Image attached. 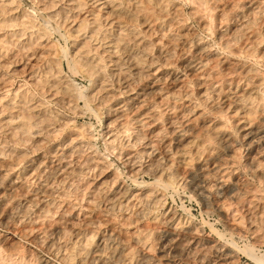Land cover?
I'll list each match as a JSON object with an SVG mask.
<instances>
[{
    "label": "rangeland",
    "instance_id": "obj_1",
    "mask_svg": "<svg viewBox=\"0 0 264 264\" xmlns=\"http://www.w3.org/2000/svg\"><path fill=\"white\" fill-rule=\"evenodd\" d=\"M110 1L111 0H98V1L97 0H87V1L86 0H3V1L0 0V107H1L0 112L1 113L3 112L2 114L0 113V119L2 118L0 120L1 121L0 122V152L2 151V154L0 153L1 154L0 157L2 158V160L0 158V166H1L0 167V181L2 180L0 182V211L2 210V208H1L2 200H4L8 204L7 208L14 211V214H15V212H16V214L19 212L18 213L19 216L22 214L26 215V216H24L25 218H23L21 220V218L19 216L17 218L16 217H8L7 215L3 214L2 211L0 212V218H1L0 219V238H2V239H0V252H2V254L0 253V262H2V264H11V263L12 264H26V263L27 264H38V263L39 264H78V258L80 256V253L82 252L80 250V247L82 246L81 249L84 246L89 247V245H90V247H92L97 242V239H98L97 236L100 234L99 232L107 233L108 228L106 229V227H102L100 229H92V230H96L97 232L96 231L91 232L89 230H86V231H83V233H81L80 237L75 236V229L77 227H80L81 223L83 224V222L86 219V216H88L87 218H89V217H93V215L98 216L100 214H106V213L111 214V213H113L112 210H110L109 208H106L105 205H102L103 204L101 202L102 197L101 196L99 197V195L96 192H97V187L104 188V190L105 189L106 190H108V189L113 190V186L116 185V180H117L118 184L122 183L120 185H127V186H129V187L131 186L133 188L136 187V185H137V187L145 188L149 184H151L153 186V188L163 192V195H164L163 201L165 202V207L167 208L166 210H168L169 212H172V213L176 212L175 214L177 216V219L180 222H182L181 225H184V226L190 225L193 227L196 224L195 226L199 227L197 229L198 231L195 230V233L200 238L198 240L200 245H201V243H205L209 239L213 240V241L220 242V243H225V245H228V246L231 245L230 247H232V244H234L235 246H233L232 248H235L234 252H236L235 254H237V255L229 264H257L249 256L248 252L246 251L247 248H245V247H248V249H249L251 247L253 248V246H254V248H253L254 250H259V251L264 250V225H263L264 224V220H263L264 215H263V212H261V210H262L261 207L260 208L254 207L253 203L250 202L248 197L242 196L243 200L240 202L238 201L240 203L239 204V203H237V201L234 202L235 200H233V201L230 199L224 200L222 198V195H220V192L216 193L215 190L210 188L208 190L210 193L206 194L207 195V197H206L207 201L204 202L203 200H201L200 198H198L197 196H195L193 194L192 190L190 189V187L188 185L185 184L184 180H183L184 183L183 182L181 183V181H180V182L176 183V186L174 185V186L168 187V188H161V187L157 188V186H155V183H154L155 178H154V175H153L151 170L155 167V165L157 163L156 162L157 158H159L160 155L157 154L158 156L154 157V154L152 155L150 148H146L145 146H146V143L149 141L148 140L149 139V133L148 132L150 130L156 129L157 127L158 128L161 127L162 130L159 132L158 136H156L155 142L151 143V145H153V147L157 148L156 143L162 144L163 139L170 140L172 138V135H171L168 127L166 126V123H165V117L167 114H169V110H167V108L166 109L164 107L162 109H161V107L157 108L155 110V114L157 116L155 115V117L153 119L154 122H153V120H150V122H148L149 120L146 119V125L143 128H141V127L136 128L135 124H132V122H125L124 120H120L117 122L113 121V119L110 115V109L113 108L112 106L114 104H118L117 103L118 101H119L120 105L126 103V101H127L126 98L128 99L130 97V94L133 93L134 91H139L141 86H143V84L146 83L149 80V78H148L147 73H145L146 71H144V69H143V71L140 70L141 73L139 71L140 76H142V74H143V76L141 78L139 77L138 74L132 78L133 79V81H132L133 83H131L132 86L130 85L127 87L126 84L123 83L122 76L120 74L114 73V78H113V75H112L113 71L110 68L111 64H110L109 58H108L109 56H107L106 52H104V49L101 48L100 44H99V40H100L101 36L103 38L104 35H106L105 33L107 31H109L111 29L112 30L115 29V27L113 25L115 23V22H113L115 17L112 14H110L111 13L109 11L110 6H108L107 4H103L105 2H110ZM115 1L117 4H119V3L122 4L120 6L122 7L123 11L126 14L125 18L122 17L119 20L121 21V19H122L123 24L124 23L127 24L130 27V29H132L133 32H135V34L142 37L144 39L143 44L145 45V47H144V45H141V46L144 48L148 47V49L147 50L142 49L141 46L139 47V45L135 44V42L132 39H128L129 41L127 42V45L129 47L131 46V48H133L134 50H137V51L139 50V55L141 57H143L144 60H146L148 65L151 63L150 67H152L151 69H154V71L156 73H161V72L165 73V72H167V70L168 71L173 70V71H177V73H179V74H182L184 72V66L181 65V63L183 64L184 58H183V56H181V54L183 53L184 50H182V48H180V45L182 44L181 47H183V45L185 43L193 44L195 41H202L203 43H205V46L207 45L210 47V49H209V47L206 46L208 53L212 49L210 53H216L217 55L221 54L220 57H222V59H224L226 61H238L241 64H248L249 63L250 65H252L254 67V69L261 75V77L264 80V58L261 56L262 55L261 50L264 48V44L256 47V52L254 53V57H253V55H247L244 52H242L241 47L244 46V43L247 40H245L246 37L244 34L242 35L243 31L239 27V24L241 22H245L246 24L248 23L249 27L252 26L255 29H258L257 31H259L261 36L264 38V34H263L264 33L263 28L264 27H262V21L260 20L264 17V15H262V14H264V0L263 1L258 0L261 2L260 7H258L257 9L255 8L253 10L250 7H248V3L251 0H239L240 2L238 0H236V2H235V0H214V2H211L213 0H160L161 3H159L158 0H145V1L144 0H132L131 3L129 0H121L122 2L120 0H115ZM72 2H74V3H72ZM94 2H95V4H94ZM101 2H102V4H101ZM147 2H149V4H147ZM125 4L126 5L128 4L127 7ZM158 4H160V6H158ZM227 5H228V7H227ZM235 5L239 6L238 10L241 13L238 16H234V13H233V16H230L232 14V10L230 11V9L234 8ZM225 6H226V8H225ZM229 6H232V7H229ZM149 7H151V8H149ZM162 7L166 8V9H164ZM197 7H199V8H197ZM107 8H108V11H107ZM147 8H149V9H147ZM154 8H156V9H154ZM261 8H263V9H261ZM28 9H29V11H32V13H29L27 11ZM135 10H137V11H135ZM158 10H159V12H158ZM176 10H178V11L176 12ZM212 11H214V12H212ZM261 11H262V13H261ZM108 12H109V14H108ZM161 12H163V13H161ZM174 12H176V13H174ZM210 12H211V14H210ZM103 13H105V14H103ZM131 13L133 15H131ZM164 15H165V17H164ZM92 16L96 17L97 22H99L98 32L99 31L100 32L98 33L99 35L97 34L98 40L90 37L91 26H89L87 23L90 22V19L92 18ZM155 16H156V18H155ZM176 16H178V17H176ZM180 16H182L181 19H180ZM67 17L68 18L70 17L69 18L70 21L68 20ZM235 17L237 19H235ZM56 18L58 19V21ZM128 18H131V20H129ZM132 18L135 20L133 21ZM159 18L161 20H159ZM209 18H210V20H209ZM29 19H31V20H29ZM78 19H82V21L78 20ZM105 19L107 22H105ZM35 20H36V23L38 24V26L36 25ZM109 20L111 21V23ZM137 20H139V21H137ZM180 20H182V21H180ZM225 20H227V21H225ZM86 21H87V23H86ZM114 21H116V18ZM166 21H168V22H166ZM219 21H220V24H219ZM32 22L34 23L33 24L34 26L31 25ZM42 22H43V25H42ZM103 22H104V24L101 26V24ZM133 22H135V23H133ZM151 22H152V24H151ZM159 22H161L162 27L163 28L165 27L166 29H163L160 25H158ZM83 23H84V25H83ZM24 25H26V26L24 27ZM148 25L150 26V28ZM110 27H111V29H110ZM147 27H148V29H147ZM41 28H42V30H41ZM152 28H153V30L154 29L155 30L153 31ZM222 28H223V30H222ZM78 31H79V33H83V36L81 35L78 38L79 40H78L77 44L71 43L72 41L69 39H68L69 41L67 40V36H66L67 33H70V32L75 33ZM161 31H162V33H161ZM169 31H171L173 34L176 33L175 35L177 37V41L176 40L173 41V39H171L169 36H167ZM229 31H230V33H229ZM232 31H233V33H232ZM143 32H145L144 33L145 35L143 34ZM179 32H181V33H179ZM238 32H240V33H238ZM64 33H66V34H64ZM225 34H227L226 37H225ZM232 34H233V37H235V39L232 37ZM158 35L160 37H158ZM201 35H202V37H201ZM239 35L242 36V38L238 37ZM183 36H184V40H183ZM43 37H44V39H43ZM199 37H201L200 38L201 40L199 39ZM85 38H86V40H85ZM158 39H161V40H158ZM237 39H239V40H237ZM36 40H38V41H36ZM89 40H90V42H89ZM20 41H21V43H20ZM86 41H88V42H86ZM9 42H11V43H9ZM145 42H148V43L145 44ZM234 43L236 46L234 45ZM83 44H84V46H83ZM226 44H228V45H226ZM18 45H19V47H18ZM53 45H54V47H53ZM55 45L57 47H55ZM80 45H82L85 49L86 48L88 49V50L87 49L86 50L88 51L87 54L90 57L92 56V58L99 60L101 62V64H103L105 66L104 72H106V73L105 74L103 73V79L105 78L103 81L104 82L107 81L106 83H108V85H110V88H111L110 92L113 91L112 92L113 95L110 93V95L108 96L109 98L107 97V99H104V102H102L100 100H92V99L88 98V96L87 97L83 96L85 93L87 95L90 94L92 89L96 90V88H97L96 84L91 82V78L89 77V75L86 72H83L82 69H80L78 63H76V71L73 72V74L70 73L71 71L69 70V68L67 66L68 63H67V60H66L64 54H66V52L68 54L69 53L72 54L74 52H77L78 48L79 47L81 48ZM24 47H25V49H24ZM167 47H170V49ZM47 49H49L48 50L49 53H47L48 55L46 54ZM159 49H160V51H159ZM171 49H173L174 51H172ZM238 49H239V51H238ZM175 51H177V52H175ZM212 51H214V52H212ZM162 52H164V54ZM14 53L16 56L14 55ZM53 53H54V55L55 54L56 55L53 56ZM144 53H145V55H144ZM160 53L162 54L163 58L160 56L161 55ZM157 54H160V55H157ZM229 54H231V55H229ZM103 55H104V57H103ZM170 56H171V59L169 58ZM226 57H228V58H226ZM164 58H166V59H164ZM230 58H231V60H230ZM232 58H233V60H232ZM103 59H105V60H103ZM148 60H149V62L150 61L151 62L149 63ZM167 60H169V61H167ZM4 61L6 64L4 63ZM158 62H159V64H158ZM166 62H170L169 65H166L167 64ZM174 63H176V64H174ZM164 65L168 68H166ZM125 66L126 67L128 66L127 67L128 69H126V70L130 72L131 67H130L129 62H126ZM179 66H181V67L179 68ZM165 69H166V71H165ZM225 70L228 72L227 68H224L223 66H221L220 70L218 69V71H220L222 73V76L223 75L225 76V78H224L225 80L230 79L229 81H231L234 78V76L232 74L226 73ZM144 73H145V76H144ZM86 74H87V76H85ZM116 74H117V76H116ZM55 76H57V78ZM115 76H116V78H115ZM110 77H111V79H110ZM186 77H185V79H187L189 81V89L191 88L190 91H191L192 96H193V97L191 96L192 98H191L190 107H192V105L193 106L194 105H198V106L200 105V109L201 110L203 109V111L207 114V116L209 118L216 120L217 122H224L227 120H228V122L232 121L229 117V114L227 115V113L224 110L222 112L225 115H223L222 112H220V113L216 112L215 113V111H211L205 104H202L201 97L199 96V93H198V91L199 92L203 91V89L201 88L202 85L199 83L202 81L201 79L199 80V79H197V77H195V80H194V77L190 78L191 76H189V75ZM35 79H36V81H35ZM63 79L65 81H63ZM50 80H51V82H49ZM112 80H114L116 82H114ZM53 81H55L54 83L55 84L57 83V84L55 85L54 83H52ZM69 82H70V84H69ZM60 84L62 86H60ZM75 85H76V87H75ZM49 86H52L54 89L52 87H51L52 89L51 88L49 89ZM70 88H73V89L71 90ZM125 88H127V90ZM132 88H134V89H132ZM54 90H56V91L54 92ZM129 90H131V91H129ZM260 91L264 92V81H263V84L260 86ZM82 92H83V94H82ZM27 96L29 97V99L26 98ZM71 96H72V98H71ZM111 96H113L114 98ZM33 97H34V99H33ZM24 99H25V102H24ZM11 100H12V102H11ZM26 101H27V103H30L31 105L30 104L28 105L26 103ZM156 103L159 104V101H157ZM32 105L35 106L36 108L33 109V107H31ZM12 106H13V108H12L13 110L11 109ZM15 106L18 107V109L15 108ZM64 106H66V107H64ZM27 107H28V109H27ZM221 107H223V106L221 105L220 108ZM21 108L23 110L26 109V111L25 110L23 111ZM220 108H218V110H220ZM39 109H40V111H39ZM28 110H30L31 112ZM14 111L16 114L14 113ZM19 111L22 112V117L20 114L21 112H19ZM37 111H39L40 114ZM42 111L44 112V114ZM142 111L139 110L135 113H136V115H139V113H143ZM9 112H10V114H9ZM28 113H30L31 115L33 114V115L31 116ZM26 114H28V115H26ZM51 114L53 116H51ZM40 115H41V118L43 120L40 118ZM222 115H223V117H222ZM26 116H27V118H26ZM12 117H14V118H12ZM5 118L7 120L9 119V121L11 122L10 125L5 124L7 121ZM15 118H18V119H15ZM49 118H50V120H48ZM226 118H228V119H226ZM10 119H12V121ZM64 120H65V123H64ZM21 122L26 124V126L24 127L25 131H27L26 133L25 132L20 133V131L21 132L24 131L23 129L20 128L22 125ZM61 122H62V125H61ZM34 123H35V125H34ZM117 123H118V125H117ZM152 123H154V124H152ZM229 123H230L229 129L233 133V135L235 136L234 138H235L236 144H234V146H235V149L238 150V152L236 151L235 153H233V152L230 153L232 155L234 154V160L236 162L235 164H236L237 169H238V170L236 169V173L234 174V177L235 176L238 178L240 177V180L241 181L243 180L245 183H249L250 187L253 184L252 187L254 189H256L255 191L257 193L260 194V202H264V186L256 177H254L252 175V173L250 171V165L248 162L249 161L248 160V154L246 153L245 144H244L245 139L241 136V132H239L238 126H236L237 124L234 125V122H229ZM15 124H16V127H15ZM37 124H38V126H37ZM53 124H54V126H53ZM5 125L8 126L7 127V128H9L8 130H7ZM31 125H32V127H31ZM147 125H149V126H147ZM44 126H46L48 128H45ZM55 126L56 127L58 126V129ZM4 127H5V129H4ZM14 127H15V130H14ZM125 127H126V129H125ZM128 127H130L131 129H129ZM10 128L12 129V132H11ZM16 128H19V129H16ZM122 128H123V130H122ZM47 129H49L50 131ZM46 130H47V132H46ZM110 130L114 134L117 132L120 136H118V134H116L117 136H116L115 140L111 141L110 134H109ZM132 130L134 131L133 133H132ZM14 131H17V132H14ZM36 131H38V133ZM121 131H123V132L125 131L126 133L124 132V134H123V132H121ZM18 132L20 135L23 136L22 139H21V136L19 138ZM29 132L30 133L32 132V133L30 134ZM41 132H42V134H41ZM54 132H56V133H54ZM16 133H17V135H16ZM82 133H84V134H82ZM163 133H164V136H163ZM43 134H45V135H43ZM135 134H136V136H135ZM165 134H167V135H165ZM129 135H130V139H129ZM139 136H140V138H139ZM26 137L29 138V139L27 138L28 140H30L29 142L26 139ZM136 137H137V140H136ZM38 138H39V140H38ZM40 138H42V139L40 140ZM141 138H142V140H140ZM158 138H160V139H158ZM25 139H26L27 144L25 142ZM117 139H118V141H117ZM126 139H128L129 142H128V140L126 141ZM156 139H157V142H156ZM35 140L37 142L40 141V144H39V142L37 143ZM126 142H127V144H126ZM2 143L4 145V148H3ZM36 144H38V145H36ZM63 144H64V146H63ZM154 144H155V146H154ZM77 145H78V147H77ZM80 145H83V147ZM84 145H85V148H84ZM122 145H124V146H122ZM125 145H127V146H125ZM130 145H131V147H130ZM25 146H27L26 149H24ZM141 146H142V148H144L143 150L141 149ZM114 147H115V149H114ZM116 147H117V149L118 148L119 149L117 150ZM5 148L8 150H6ZM9 148H10V150H9ZM13 149H14V151H13ZM15 149H16V151H15ZM239 150L242 152H240ZM244 150H245V152H244ZM119 151H121V152H119ZM147 151H148V154H147ZM3 152L5 155L3 154ZM118 152H119V154H118ZM50 153H51V155H50ZM54 153H58L59 156H57V157L54 156ZM239 153L240 154L242 153V154L240 155ZM14 154H15V156H14ZM42 154L44 155V157L42 156ZM94 155H95V157H94ZM17 156H19V157H17ZM116 156H119V157H116ZM128 156L133 157L134 160L137 159L136 161H138V159H140L138 162H136V165L137 164L138 165H137V170L135 172V176H132L129 173L130 171L127 168V165L124 164L125 163L124 159H126V157H128ZM137 156H139V157H137ZM36 157H37V159H36ZM103 158L105 159V162L103 161L104 160ZM42 159L45 162H43L42 166H40V168H38V174H37V168L33 169V170H32V168L38 162H40ZM31 162L32 163L34 162V163L32 164ZM47 162H48V164H47ZM152 162H154V164ZM26 163L27 164L29 163V164L27 165ZM240 163H241V165H240ZM262 163H264V162H262ZM55 164H58V165L68 164L69 174L65 175V174H63V172H61V175L60 174L53 175L50 178V181L46 185L45 184L46 182L44 179L46 178L47 175H49L52 172L53 166ZM70 164H72V165H70ZM98 164H99V167H98ZM24 165H25L26 169L24 168ZM14 166H16V167H14ZM30 166H31V169H30ZM44 166L46 167V169ZM105 166L109 169H105L106 168ZM27 167H29V168H27ZM70 167H72V168H70ZM43 169L45 170V172ZM147 169H149V170H147ZM173 169H174V167H173ZM6 170L8 171V173ZM23 170H25V171H23ZM17 171H18V173H17ZM28 171H29V173H28ZM42 171H43V173H42ZM71 171L73 174L71 173ZM102 171H104V173ZM150 171H151V174H150ZM35 173H36V175H35ZM74 173H75V175H74ZM39 174H40V177H38ZM239 174H240V176H239ZM111 175H113V176L111 177ZM18 177L20 180L18 179ZM63 177H65L67 179H65ZM93 177H95V178H93ZM114 177H115V180H114ZM180 177L184 179V177L181 176L180 173L178 175L176 174L177 180L181 179ZM23 178L24 179L26 178V179L24 180ZM82 178H84V179H82ZM107 178H110V179H107ZM132 178L135 179L136 181L134 182ZM192 178L193 177H190L188 179L192 180ZM63 179H64V181H63ZM69 180H71L70 183H69ZM106 180H108L107 181L108 184L106 183L107 185L105 184ZM113 180H114V184H111L113 182ZM37 181H38V183H37ZM67 181H68V183H67ZM148 182H149V184H147ZM255 182H256V184H255ZM52 183H53V185H52ZM76 183H78L79 185ZM97 183H99V184L97 185ZM110 184H111V187H110ZM54 185H55V187H54ZM61 185H62V187H61ZM2 186H3V188H2ZM39 186H41V187H39ZM11 187L14 189H12ZM75 187H77V188H75ZM175 187H177V189ZM50 189H51V191H50ZM25 190H27V192ZM37 192H39V193H37ZM48 192H49V194H48ZM81 192H83V193H81ZM93 192H95V193H93ZM5 193L9 194V195H6ZM19 193H22V194H19ZM54 193H55V195H54ZM66 193H67V195H66ZM91 193H93V194H91ZM17 194H19L20 196ZM50 194H51V196H50ZM63 194H64V196H62ZM57 195H58V197H57ZM4 196H6V197H4ZM214 196L224 200V202H222V204H221L223 207L220 204L215 203V201H214L215 197ZM75 199H76V202H75ZM18 200H19V202H18ZM27 203L28 204L30 203L32 205L29 204V206H27L28 205ZM46 203H48V204H46ZM56 203H57V205H56ZM70 203H71V205H70ZM87 203H88V205H87ZM225 203H226V206H225ZM44 204H45V206L43 207ZM97 204L100 206L102 205V206L101 207L97 206ZM10 205H11V207H10ZM263 205H264V203H262L261 206H263ZM46 206H48V207H46ZM51 206H52V208H51ZM20 207H22V208H20ZM96 207H98V208H96ZM49 208H51V209L49 210ZM75 208H77V209H75ZM57 209H58V211H57ZM222 209H224V210H222ZM81 210H82V212H81ZM29 211H31V212H29ZM39 211H41V212H39ZM54 211H55V213H54ZM105 211H107V212H105ZM173 211H175V212H173ZM47 212H50V213L47 214ZM75 212H77V213H75ZM90 212H91V214H90ZM97 212H99V213H97ZM42 213L44 214V218H43ZM255 213H257V214H255ZM52 214L53 215L56 214V215L53 216ZM85 214H88V215H85ZM252 214H253V216L251 218ZM260 215H262V216H260ZM45 216H46V218H45ZM70 216H71V218H70ZM35 218H37L38 220L37 219L35 220ZM61 218H63L64 220ZM258 218H260V219H258ZM261 218H262V220H261ZM2 219H3V221L4 220L5 221L3 222ZM44 220H47L48 224H47V221H44ZM54 220H55V223H54ZM17 221H19V222H17ZM27 221H29V222H27ZM147 221H148V219L146 216L144 219H142L139 222L140 225L137 224L136 226L137 227L138 226L143 227L146 225ZM184 221H186V222H184ZM187 221L188 222L191 221V222L188 223ZM14 224H15V226H13ZM20 224L23 225V227ZM28 224H31V225H28ZM44 224L48 225V226L46 227ZM115 224L118 226V228H120L122 230V232L132 231L136 227V226L133 227V225H123L122 220L119 216L115 217ZM250 224H252V226ZM16 225H17V227H16ZM34 225H36V227L40 226L39 227L40 229L39 228L35 229L36 227ZM257 225H258V227H256ZM24 227L26 230L24 229ZM28 227H29V229H28ZM59 227L61 229H59ZM63 227H64V229H63ZM14 228H16V230ZM44 228H45V230H44ZM48 228L50 231L48 230ZM254 228H258V229L254 230ZM23 229H24V233H23ZM64 230L66 232H64ZM69 230H71V231H69ZM42 232H43V234H41ZM47 232H48V234H47ZM84 232H86V233H84ZM89 232L92 234L93 237L91 236V234ZM73 233H74V235H73ZM93 233L94 234L96 233V235H94ZM199 233H200V235H199ZM63 234H65V236ZM84 234H87V235H84ZM31 235H33V236H31ZM41 235H42V238L40 239ZM95 236H96V238H95ZM151 236L148 239H150L149 241H151L150 243H151L152 247L150 248V250H148V252L149 253L152 252L151 254H153L154 256L157 257L160 255L161 244H160V241L158 239H156L157 238L156 235L154 236L152 234ZM48 237H50V238H48ZM74 237H75V239H74ZM3 238H5V239H3ZM44 238L45 239L47 238V239L45 240ZM61 238H62L64 243L62 242ZM88 240H89V242H87ZM12 241H13V243H12ZM14 241L16 243H14ZM41 241H42V243H41ZM81 241H82V243H81ZM231 241L233 243H229ZM50 242L52 243V245ZM65 242H66V244H65ZM74 242H76V243L74 244ZM79 243H81V244H79ZM199 243L197 244V247L200 246ZM48 244H49V246H48ZM58 245H59V248L61 250L58 249ZM205 245H206V243H205ZM9 247H11V248H9ZM197 247H196V249L195 248L193 249L195 251H193V252L191 251V253L189 254V258H191V260L193 259V262H195V263H197L198 259H200L199 254L197 253L198 252ZM255 247H256V249H255ZM66 248H68V249H66ZM71 249L73 251H71ZM158 249H159V252H157ZM238 249H239V251H238ZM204 251H206V250H204ZM21 252H22V254H21ZM65 253L66 254H73V255H71L70 258H68V257L66 258ZM76 253L79 255H77ZM106 253L110 256V249L104 250V255L106 257H109ZM63 254H65V255H63ZM137 255L138 254H136V256ZM76 256H78V257H76ZM87 257H89V255ZM40 259H41V261H40ZM201 259H203V258H201ZM19 260H20V262H19ZM71 260H73V263ZM7 261L8 262L11 261V262L8 263ZM24 261H25V263H24ZM66 261H68V263ZM203 261L205 262V264H207L205 259L198 262V264L199 263L204 264ZM43 262H45V263H43ZM94 263L99 264L97 262H93L92 264H94ZM181 263H183V260L180 257H176V258H173L169 261L162 262L160 264H181ZM118 264H121V263H118Z\"/></svg>",
    "mask_w": 264,
    "mask_h": 264
},
{
    "label": "bare ground",
    "instance_id": "obj_2",
    "mask_svg": "<svg viewBox=\"0 0 264 264\" xmlns=\"http://www.w3.org/2000/svg\"><path fill=\"white\" fill-rule=\"evenodd\" d=\"M3 1V0H2ZM87 1V0H86ZM98 1V0H97ZM121 1V0H120ZM130 3L132 0H129ZM145 1V0H144ZM159 3L160 0H158ZM239 1V0H238ZM263 1V0H262ZM52 2V1H51ZM85 2V1H84ZM122 2V1H121ZM167 2V1H166ZM171 2V1H170ZM198 2V1H197ZM200 2V1H199ZM211 2H214L211 1ZM218 2V1H217ZM231 2V1H230ZM236 2V0H235ZM240 2V1H239ZM74 3V2H72ZM127 3V2H126ZM137 3V2H136ZM146 3V2H145ZM242 3V2H241ZM260 1L258 0H251L248 3V7H250L252 10L253 9H257L258 7H260ZM67 4V3H66ZM69 4V3H68ZM79 4V3H78ZM95 4V2H94ZM102 4V2H101ZM103 4H107L108 6H110V14H112L115 18L113 20V22H115L113 25L115 27V29H110L109 31H107L104 35V37L100 38L99 40V44L100 47L104 49V52H106L107 56H109V62L111 64L110 68L113 71L112 75L114 78V73L120 74L122 76V80L123 83L126 84V86H130L131 83H133V77L136 76L137 74L139 75V77L141 78L143 76H140L139 71H146L145 73H147L149 80L143 84V86H141L139 91H134L133 93L130 94V97L127 99L126 98V103L120 105L119 101L117 102L118 104H114L110 109V115L113 119V121H120V120H124L125 122H132V124H135L136 128L137 127H141L143 128L146 125V119H148L150 122V120H153L155 117V110L159 107H161V109L164 107L165 109L167 108V110H169V114L166 115L165 117V123L166 126L168 127L172 138L170 140L167 139H161L162 140V144H157L156 146L157 148L153 147V145H151V143L155 142V138L156 136H158L159 132L162 130V128H156L154 130H150L149 133V141L146 143V148H150L152 155L154 154L155 156L160 155V159L157 158V163L155 165V167L151 170L154 178H155V186L161 187V188H168V187H172V186H176V183L180 182L181 183L185 182L186 185H188L190 187V189L192 190L193 194L195 196H197L198 198H200L201 200H203L204 202L207 201L206 197H207V193H210L208 190L211 188L213 190L217 192H220V195H222V198L224 200L226 199H230V200H235L234 202L237 201V203H239L240 201L243 200L242 196L248 197L250 202L253 203L254 207H261V212H263L264 215V205H262V203L264 202H260V194L257 193L252 186H249V183H245L243 180V182L240 180V177H234V174L236 173V162L234 160V154H230V153H235L236 151L238 152V150L235 149L234 144H236L235 142V136L233 135V133L230 131L229 129V122H234V125L238 126V130L239 132H241V136L245 139L244 140V144H245V150L246 153L248 154V162L250 165V171L252 173V175L254 177H256L264 186V92L260 91V86L263 84V78L261 77V75L254 69V67L252 65L248 64H241L238 61H226L224 59H222L221 54L217 55L216 53H208L207 52V47L209 46H205V43H203L202 41H195L193 44H187L185 43L183 45L182 48L183 53L181 54V56H183L184 58V62L183 64L181 63V65L184 66V72L182 74L177 73V71H173V70H167V72H161V73H156L154 71V69H151L152 67H150L151 65V61L148 62L150 63L149 65L147 64L146 60L143 59V57H141L139 55V50H134L133 48H131V46L129 47L127 45V42L129 41L128 39H132L135 44L139 45V47L141 45H144V39L140 36H138L137 34H135V32H133L132 29H130V27L127 24H123L122 23V19L121 21L119 20L120 18L126 16L125 12L123 11L122 7L120 5H122L121 3L117 4L115 0H111L110 2H105ZM147 4H149V2H147ZM174 4V3H173ZM200 4V3H199ZM235 4V3H234ZM233 4V5H234ZM244 4V3H243ZM12 5V4H11ZM98 5V4H97ZM96 5V6H97ZM126 5V4H125ZM128 5V4H127ZM126 5V7H127ZM156 5V4H155ZM175 5V4H174ZM203 5V4H202ZM214 5V4H213ZM226 5V4H225ZM230 5V4H229ZM232 5V6H233ZM263 5V4H262ZM106 6V5H105ZM139 6V5H138ZM158 6H160V4H158ZM199 6V5H198ZM229 6V7H232ZM70 7V6H69ZM76 7V6H75ZM78 7V6H77ZM98 7V6H97ZM104 7V6H103ZM145 7V6H144ZM211 7V6H210ZM228 7V5H227ZM242 7V6H241ZM68 8V7H67ZM151 8V7H149ZM147 8V9H149ZM157 8V7H156ZM154 8V9H156ZM164 8V7H162ZM171 8V7H170ZM175 8V7H174ZM177 8V7H176ZM199 8V7H197ZM215 8V7H214ZM226 8V6H225ZM239 6L235 5L234 8L230 9V11L232 10V14L230 16H238L241 12L238 10ZM142 9V8H141ZM160 9V8H159ZM166 9V8H164ZM204 9V8H203ZM202 9V10H203ZM248 9V8H247ZM263 9V8H261ZM69 10V9H68ZM145 10V9H144ZM218 10V9H217ZM29 13H32V11H29V9L27 10ZM95 11V10H94ZM108 11V8H107ZM128 11V10H127ZM137 11V10H135ZM141 11V10H140ZM149 11V10H148ZM156 11V10H155ZM161 11V10H160ZM164 11V10H163ZM173 11V10H172ZM178 10H176L177 12ZM197 11V10H196ZM246 11V10H245ZM97 12V11H96ZM159 12V10H158ZM166 12V11H165ZM174 12V13H176ZM209 12V11H208ZM214 12V11H212ZM252 12V11H251ZM255 12V11H254ZM253 12V13H254ZM257 12V11H256ZM25 13V12H24ZM70 13V12H69ZM101 13V12H100ZM141 13V12H140ZM151 13V12H150ZM149 13V14H150ZM163 13V12H161ZM205 13V12H204ZM262 13V11H261ZM27 14V13H26ZM25 14V15H26ZM64 14V13H63ZM91 14V13H90ZM105 14V13H103ZM102 14V15H103ZM109 14V12H108ZM153 14V13H152ZM157 14V13H156ZM179 14V13H178ZM203 14V13H202ZM206 14V13H205ZM204 14V15H205ZM211 14V12H210ZM220 14V13H219ZM248 14V13H247ZM252 14V13H251ZM17 15V14H16ZM24 15V14H23ZM56 15V14H55ZM88 15V14H87ZM101 15V16H102ZM131 15H133L131 13ZM180 15V14H179ZM264 15V14H262ZM28 16V15H27ZM31 16V15H30ZM99 16V15H98ZM97 16V17H98ZM112 16V17H113ZM153 16V15H152ZM242 16V15H241ZM255 16V15H254ZM57 17V16H56ZM107 17V16H106ZM109 17V16H108ZM128 17V16H127ZM154 17V16H153ZM160 17V16H159ZM162 17V16H161ZM165 17V15H164ZM172 17V16H171ZM178 17V16H176ZM182 16H180L181 19ZM251 17V16H250ZM263 17V16H262ZM21 18V17H20ZM27 18V17H26ZM65 18V17H64ZM68 18V17H67ZM70 18V17H69ZM68 18V20H69ZM75 18V17H74ZM156 18V16H155ZM207 18V17H206ZM226 18V17H225ZM231 18V17H230ZM233 18V17H232ZM242 18V17H241ZM244 18V17H243ZM253 18V17H252ZM48 19V18H47ZM57 19V18H56ZM73 19V18H72ZM71 19V20H72ZM110 19V18H109ZM129 20H131V18H128ZM127 19V20H128ZM133 19V18H132ZM148 19V18H147ZM218 19V18H217ZM235 19H237L235 17ZM240 19V18H239ZM25 20V19H24ZM31 20V19H29ZM34 20V19H33ZM38 20V19H37ZM81 20L82 19H78ZM84 20V19H83ZM112 20V19H111ZM126 20V19H125ZM135 19H133L134 21ZM140 20V19H139ZM137 20V21H139ZM143 20V19H142ZM145 20V19H144ZM159 20H161L159 18ZM164 20V19H163ZM172 20V19H171ZM178 20V19H177ZM210 20V18H209ZM231 20V19H230ZM244 20V19H243ZM262 21V27H264V17L262 19H260ZM27 21V20H26ZM58 21V19H57ZM61 21V20H60ZM70 21V20H69ZM101 21V20H100ZM110 21V20H109ZM148 21V20H147ZM165 21V20H164ZM182 21V20H180ZM227 21V20H225ZM242 21V20H241ZM254 21V20H253ZM45 22V21H44ZM63 22V21H62ZM65 22V21H64ZM74 22V21H73ZM105 22L106 19H105ZM130 22V21H129ZM168 22V21H166ZM172 22V21H171ZM36 23V20H35ZM46 23V22H45ZM70 23V22H69ZM87 23V21H86ZM111 23V21H110ZM135 23V22H133ZM213 23V22H212ZM230 23V22H229ZM239 23V22H238ZM237 23V24H238ZM22 24V23H21ZM34 23L32 22L31 25H33ZM47 24V23H46ZM58 24V23H57ZM66 24V23H65ZM89 26H91V34L90 37L91 38H95L98 40L97 34L100 32H98L99 29V22H97V18L92 16V18L90 19V22L87 23ZM104 24V22L101 24V26ZM140 24V23H139ZM150 24V23H149ZM152 24V22H151ZM170 24V23H169ZM220 24V21H219ZM250 24V23H249ZM261 24V23H260ZM12 25V24H11ZM36 25L38 26V24L36 23ZM43 25V22H42ZM71 25V24H70ZM84 25V23H83ZM158 25H161V22L158 23ZM178 25V24H177ZM188 25V24H187ZM22 26V25H21ZM20 26V27H21ZM26 25H24L25 27ZM34 26V25H33ZM32 26V27H33ZM75 26V25H74ZM107 26V25H106ZM105 26V27H106ZM112 26V25H111ZM135 26V25H134ZM145 26V25H144ZM149 26V25H148ZM209 26V25H208ZM227 26V25H226ZM235 26V25H234ZM237 26V25H236ZM30 27V26H29ZM66 27V26H65ZM70 27V26H69ZM77 27V26H76ZM81 27V26H80ZM79 27V28H80ZM152 27V26H151ZM155 27V26H154ZM171 27V26H170ZM184 27V26H183ZM217 27V26H216ZM228 27V26H227ZM226 27V28H227ZM238 27V26H237ZM239 27L241 28L242 35L244 34L247 40L244 43V46L241 47L242 48V52H244L247 55H253L254 57V53L256 52V47L261 46L262 44H264L263 40L264 38L261 36L260 32L257 31L258 29H255L254 27H249L248 23L246 24L245 22H241L239 24ZM28 28V27H27ZM34 28V27H33ZM104 28V27H103ZM150 28V26H149ZM163 28V27H162ZM232 28V27H231ZM84 29V28H83ZM82 29V30H83ZM89 29V28H88ZM109 29V28H108ZM134 29V28H133ZM148 29V27H147ZM163 29H166L165 27ZM182 29V28H181ZM188 29V28H187ZM210 29V28H209ZM237 29V28H236ZM260 29V28H259ZM264 29V28H263ZM42 30V28H41ZM44 30V29H43ZM67 30V29H66ZM71 30V29H70ZM106 30V29H105ZM144 30V29H143ZM153 30V28H152ZM151 30V31H152ZM155 30V29H154ZM153 30V31H154ZM171 30V29H170ZM217 30V29H216ZM219 30V29H218ZM223 30V28H222ZM80 31V30H79ZM75 32V33H67V40H71L73 44H77L78 42V38L82 35L83 33H79ZM149 31V30H148ZM147 31V32H148ZM173 31V30H172ZM176 31V30H175ZM180 31V30H179ZM21 32V31H20ZM33 32V31H32ZM39 32V31H38ZM41 32V31H40ZM51 32V31H50ZM49 32V33H50ZM137 32V31H136ZM187 32V31H186ZM264 32V31H263ZM19 33V32H18ZM25 33V32H24ZM36 33V32H35ZM48 33V34H49ZM88 33V32H87ZM102 33V32H101ZM142 33V32H141ZM145 32H143L144 34ZM156 33V32H155ZM158 33V32H157ZM162 33V31H161ZM181 33V32H179ZM178 33V34H179ZM185 33V32H184ZM230 33V31H229ZM233 33V31H232ZM240 33V32H238ZM237 33V34H238ZM66 34V33H64ZM154 34V33H153ZM176 34V33H175ZM173 34L171 31L168 32V35L171 39L176 40L177 41V37L176 35ZM187 34V33H186ZM185 34V35H186ZM223 34V33H222ZM228 34V33H227ZM225 34V37L226 35ZM264 34V33H263ZM30 35V34H29ZM33 35V34H32ZM99 35V34H98ZM101 35V34H100ZM145 35V34H144ZM163 35V34H162ZM184 35V34H183ZM198 35V34H197ZM38 36V35H37ZM65 36V35H64ZM151 36V35H150ZM156 36V35H155ZM166 36V37H167ZM180 36V35H179ZM196 36V35H195ZM229 36V35H228ZM237 36V35H236ZM21 37V36H20ZM19 37V38H20ZM34 37V36H33ZM85 37V36H84ZM158 37H160L158 35ZM190 37V36H189ZM202 37V35H201ZM199 37V39L201 38ZM219 37V36H218ZM233 37V34H232ZM241 37L242 36H238ZM40 38V37H39ZM192 38V37H191ZM235 39V37H233ZM44 39V37H43ZM94 39V40H95ZM226 39V38H225ZM230 39V38H229ZM10 40V39H9ZM20 40V39H19ZM68 40V41H69ZM86 40V38H85ZM154 40V39H153ZM161 40V39H158ZM165 40V39H164ZM183 40H184V36H183ZM201 40V39H200ZM223 40V39H222ZM239 40V39H237ZM243 40V39H242ZM3 41V40H2ZM38 41V40H36ZM82 41V40H81ZM84 41V40H83ZM232 41V40H231ZM19 42V41H18ZM25 42V41H24ZM88 42V41H86ZM90 42V40H89ZM92 42V41H91ZM149 42V41H148ZM148 42H145L148 43ZM163 42V41H162ZM6 43V42H5ZM11 43V42H9ZM21 43V41H20ZM93 43V42H92ZM130 43V42H129ZM160 43V42H159ZM167 43V42H166ZM165 43V44H166ZM181 43V42H180ZM192 43V42H191ZM210 43V42H209ZM232 43V42H231ZM236 43V42H235ZM234 43V45H235ZM15 44V43H14ZM27 44V43H26ZM80 44V43H79ZM86 44V43H85ZM98 44V43H97ZM152 44V43H151ZM168 44V43H167ZM166 44V45H167ZM170 44V43H169ZM179 44V43H178ZM207 44V43H206ZM233 44V43H232ZM33 45V44H32ZM161 45V44H160ZM171 45V44H170ZM228 45V44H226ZM231 45V44H230ZM243 45V44H242ZM27 46V45H26ZM81 48H78L77 52L74 53H67L64 54L67 63H68V68L71 71L70 73L73 74V72L76 71V63L79 64L80 69L83 70V72H86L89 77L91 78V82L95 83L97 88L96 90L92 89L90 94H84L83 96L90 98L92 100H100L102 102H104V99H107V97L110 95V93L113 95V91L110 92L111 88L110 85H108V83L104 82L103 80V73L105 74L106 72H104L105 66L103 64H101V62L97 59L92 58V56L90 57L87 53H88V49L86 50L82 45H80ZM90 46V45H89ZM135 46V45H134ZM150 46V45H149ZM157 46V45H156ZM224 46V45H223ZM236 46V45H235ZM240 46V45H239ZM19 47V45H18ZM47 47V46H46ZM54 47V45H53ZM55 47H57L55 45ZM86 47V46H85ZM98 47V46H97ZM99 47V48H100ZM145 47V45H144ZM141 46L142 49H148L144 48ZM165 47V46H164ZM171 47V46H170ZM170 47H167L170 49ZM173 47V46H172ZM27 48V47H26ZM89 48V47H88ZM155 48V47H154ZM160 48V47H159ZM166 48V49H167ZM175 48V47H174ZM25 49V47H24ZM30 49V48H29ZM56 49V48H55ZM151 49V48H150ZM157 49V48H156ZM162 49V48H161ZM165 49V50H166ZM210 49V47H209ZM49 49H47V53H49L48 51ZM64 50V49H63ZM155 50V49H154ZM172 51H174L173 49H171ZM176 50V49H175ZM180 50V49H179ZM216 50V49H215ZM57 51V50H56ZM101 51V50H100ZM158 51V50H157ZM160 51V49H159ZM178 51V50H177ZM175 51V52H177ZM235 51V50H234ZM239 51V49H238ZM262 51V57L264 58V48L261 50ZM43 52V51H42ZM54 52V51H53ZM146 52V51H145ZM214 52V51H212ZM236 52V51H235ZM16 53V52H15ZM14 53V55H15ZM55 53V52H54ZM53 53V56H55ZM150 53V52H149ZM155 53V52H154ZM164 54V52H162ZM221 53V52H220ZM224 53V52H223ZM161 54V53H160ZM157 54V55H160ZM48 55V54H47ZM94 55V54H93ZM145 55V53H144ZM156 55V56H157ZM171 55V54H170ZM231 55V54H229ZM242 55V54H241ZM13 56V55H12ZM16 56V55H15ZM162 57V54L160 55ZM228 56V55H227ZM41 57V56H40ZM100 57V56H99ZM104 57V55H103ZM159 57V56H158ZM166 57V56H165ZM252 57V56H251ZM261 57V58H262ZM56 58V57H55ZM97 58V57H96ZM147 58V57H146ZM163 58V57H162ZM167 58V57H166ZM164 58V59H166ZM171 59V56L169 57ZM168 58V59H169ZM228 58V57H226ZM239 58V57H238ZM163 59V60H164ZM177 59V58H176ZM240 59V58H239ZM250 59V58H249ZM48 60V59H47ZM105 60V59H103ZM108 60V59H107ZM162 60V59H161ZM231 60V58H230ZM233 60V58H232ZM255 60V59H254ZM253 60V61H254ZM169 61V60H167ZM178 61V60H177ZM37 62V61H36ZM104 62V61H103ZM129 62L130 64V72L127 71L126 69H128L125 66V63ZM156 62V61H155ZM243 62V61H242ZM5 63V61H4ZM39 63V62H38ZM53 63V62H52ZM154 63V62H153ZM165 63V62H164ZM166 65H169L170 62H166ZM251 63V62H250ZM6 64V63H5ZM159 64V62H158ZM176 64V63H174ZM8 65V64H7ZM31 65V64H30ZM153 65V64H152ZM261 65V64H260ZM107 66V65H106ZM165 66V65H164ZM182 66V67H183ZM221 66H223L224 68H227L228 72L226 71V73L232 74L234 76V78L229 81L225 80V76H222V73L220 71H218V69L220 70ZM57 67V66H56ZM78 67V66H77ZM156 67V66H155ZM158 67V66H157ZM166 67V66H165ZM181 66H179L180 68ZM147 68V69H146ZM168 68V67H166ZM45 69V68H44ZM163 69V68H162ZM175 69V68H174ZM257 69V68H256ZM56 70V69H55ZM38 71V70H37ZM41 71V70H40ZM54 71V70H53ZM140 71V73H141ZM154 71V72H153ZM166 71V69H165ZM224 71V70H223ZM52 72V71H51ZM109 72V71H108ZM50 73V72H49ZM111 73V72H110ZM144 73V76H145ZM46 74V73H45ZM58 74V73H57ZM87 74L85 76H87ZM108 74V73H107ZM116 74V76H117ZM219 74V75H218ZM55 75V74H54ZM63 75V74H62ZM191 76L190 78L197 77V79H201L202 81L199 82L202 85V89L203 91H198L199 96L201 97V102L202 104H205L211 111H215L220 113L223 110L227 113V115L229 114V117L232 121H224V122H217L216 120H213L211 118H209L207 116V114L203 111V109H200V105H192V107H190V103H191V98L192 93L189 89V81L187 79H185L186 76ZM32 76V75H31ZM115 76V78H116ZM119 76V75H118ZM120 76V77H121ZM57 78V76H55ZM108 77V76H107ZM106 77V78H107ZM138 77V78H139ZM147 77V76H146ZM52 78V77H51ZM61 78V77H60ZM119 78V77H118ZM187 78V77H186ZM37 79V78H36ZM35 79V81H36ZM111 79V77H110ZM143 79V78H142ZM41 80V79H40ZM43 80V79H42ZM52 80V79H51ZM51 80L49 82H51ZM107 80V79H106ZM117 80V79H116ZM193 80V81H194ZM44 81V80H43ZM63 81H65L63 79ZM62 81V82H63ZM114 81V80H112ZM55 81H53L52 83H54ZM61 82V81H60ZM59 82V83H60ZM116 82V81H114ZM45 83V82H44ZM197 83V82H196ZM195 83V84H196ZM49 84V83H48ZM55 84V83H54ZM57 84V83H56ZM55 84V85H56ZM70 84V82H69ZM111 84V83H110ZM136 84V83H135ZM37 85V84H36ZM199 85V84H198ZM226 85V86H225ZM60 86H62L60 84ZM117 86V85H116ZM124 86V85H123ZM132 86V85H131ZM196 86V85H195ZM40 87V86H39ZM52 86H49V89ZM64 87V86H63ZM76 87V85H75ZM91 87V86H90ZM43 88V87H42ZM53 88V87H52ZM51 88V89H52ZM60 88V87H59ZM139 88V87H138ZM54 89V88H53ZM56 89V88H55ZM63 89V88H62ZM71 90L73 88H70ZM89 89V88H88ZM121 89V88H120ZM123 89V88H122ZM127 90V88H125ZM134 89V88H132ZM193 89V88H192ZM61 90V89H60ZM85 90V89H84ZM194 90V89H193ZM56 90H54L55 92ZM63 91V90H62ZM66 91V90H65ZM131 91V90H129ZM70 92V91H69ZM19 93V92H18ZM22 93V92H21ZM26 93V92H25ZM62 93V92H61ZM64 93V92H63ZM66 93V92H65ZM79 93V92H78ZM129 93V92H128ZM46 94V93H45ZM70 94V93H69ZM83 94V92H82ZM81 94V95H82ZM53 95V94H52ZM72 95V94H71ZM79 95V94H78ZM192 96V97H191ZM31 97V96H30ZM53 97V96H52ZM69 97V96H68ZM113 97V96H111ZM12 98V97H11ZM20 98V97H19ZM26 98L29 99V97L27 96ZM36 98V97H35ZM58 98V97H57ZM72 98V96H71ZM83 98V97H82ZM109 98V97H108ZM114 98V97H113ZM34 99V97H33ZM78 99V98H77ZM81 99V98H80ZM123 99V98H122ZM41 100V99H40ZM109 100V99H108ZM196 100V99H195ZM33 101V100H32ZM37 101V100H36ZM60 101V100H59ZM159 101V104H157L156 102ZM12 102V100H11ZM15 102V101H14ZM25 102V99H24ZM41 102V101H40ZM39 102V103H40ZM195 102V101H194ZM23 103V102H22ZM27 103V101H26ZM38 103V104H39ZM99 103V102H98ZM121 103V102H120ZM154 103V104H153ZM28 105L30 103H27ZM37 104V105H38ZM49 104V103H48ZM62 104V103H61ZM199 104V103H198ZM9 105V104H8ZM7 105V106H8ZM31 105V104H30ZM67 105V104H66ZM223 106L220 108V106ZM17 106V105H16ZM18 109V107H16ZM95 106V105H94ZM29 107V106H28ZM27 107V109H28ZM34 108H36L35 106H31ZM44 107V106H43ZM66 107V106H64ZM98 107V106H97ZM1 108V107H0ZM13 108V106L11 107V109ZM218 108H220V110H218ZM22 109V108H21ZM222 109V110H221ZM13 110V109H12ZM15 110V109H14ZM23 110V109H22ZM26 111V109H24ZM23 110V111H24ZM32 110V109H31ZM38 110V109H37ZM53 110V109H52ZM108 110V109H107ZM142 111L143 113H139V115H136L135 112L137 111ZM164 110V109H163ZM4 111V110H3ZM16 111V110H15ZM14 111V113H15ZM30 111V110H28ZM40 111V109H39ZM37 111V112H39ZM210 111V112H211ZM6 112V111H5ZM12 112V111H11ZM21 112V111H19ZM31 112V111H30ZM36 112V113H37ZM43 112V111H42ZM51 112V111H50ZM95 112V111H94ZM106 112V111H105ZM1 113V112H0ZM3 113V112H2ZM1 113V114H2ZM18 113V112H17ZM53 113V112H52ZM165 113V112H164ZM214 113V112H213ZM10 114V112H9ZM16 114V113H15ZM21 117H22V112L20 113ZM30 114V113H28ZM26 114V115H28ZM40 114V112H39ZM44 114V112H43ZM55 114V113H54ZM223 114V112H222ZM18 115V114H17ZM16 115V116H17ZM25 115V114H24ZM31 115V114H30ZM33 115V114H32ZM31 115V116H32ZM164 115V114H163ZM221 115V114H220ZM225 115V114H223ZM222 115V117H223ZM226 115V116H227ZM20 116V115H19ZM18 116V117H19ZM47 116V115H46ZM51 116H53L51 114ZM157 116V115H156ZM225 116V117H226ZM5 117V116H4ZM10 117V116H9ZM20 117V118H21ZM24 117V116H23ZM35 117V116H34ZM211 117V116H210ZM14 118V117H12ZM27 118V116H26ZM38 118V117H37ZM41 118V115H40ZM47 118V117H46ZM59 118V117H58ZM2 119V118H1ZM0 119V120H1ZM4 119V118H3ZM6 119V118H5ZM18 119V118H15ZM32 119V118H31ZM42 119V118H41ZM45 119V118H44ZM56 119V118H55ZM66 119V118H65ZM110 119V118H109ZM228 119V118H226ZM7 120V119H6ZM12 121V119H10ZM29 120V119H28ZM43 120V119H42ZM50 120V118L48 119ZM157 120V119H156ZM4 121V120H3ZM20 121V120H19ZM32 121V120H31ZM40 121V120H39ZM54 121V120H53ZM62 121V120H61ZM222 121V120H221ZM1 122V121H0ZM37 122V121H36ZM42 122V121H41ZM152 122V121H151ZM154 122V120H153ZM10 121L9 119L6 121L5 124L10 125ZM22 123V122H21ZM26 123V122H25ZM32 123V122H31ZM38 123V122H37ZM58 123V122H57ZM65 123V120H64ZM109 123V122H108ZM114 123V122H113ZM33 124V123H32ZM39 124V123H38ZM37 124V126H38ZM48 124V123H47ZM60 124V123H59ZM154 124V123H152ZM163 124V123H162ZM35 125V123H34ZM62 125V122H61ZM64 125V124H63ZM114 125V124H113ZM118 125V123H117ZM124 125V124H123ZM131 125V124H130ZM150 125V124H149ZM147 125V126H149ZM161 125V124H160ZM6 126V125H5ZM12 126V125H11ZM10 126V127H11ZM18 126V125H17ZM20 126V125H19ZM26 126V124L22 123L21 125V129H23L24 131L20 133H26L27 131H25L24 127ZM43 126V125H42ZM52 126V125H51ZM54 126V124H53ZM122 126V125H121ZM134 126V125H133ZM153 126V125H152ZM162 126V125H161ZM8 126H6L7 128ZM16 127V124H15ZM14 127V130H15ZM32 127V125H31ZM41 127V126H40ZM45 128H48L46 126H44ZM56 127V126H55ZM116 127V126H115ZM118 127V126H117ZM164 127V126H163ZM34 128V127H33ZM32 128V129H33ZM42 128V127H41ZM40 128V129H41ZM54 128V127H53ZM58 129V126L56 127ZM76 128V127H75ZM85 128V127H84ZM83 128V129H84ZM129 129H131L130 127H128ZM134 128V127H133ZM138 128V129H139ZM5 129V127H4ZM9 128H7L8 130ZM11 129V128H10ZM19 129V128H16ZM43 129V128H42ZM41 129V130H42ZM78 129V128H77ZM126 129V127H125ZM135 129V128H134ZM34 130V129H33ZM44 130V129H43ZM49 130V129H47ZM46 130V132H47ZM116 130V129H115ZM121 130V129H120ZM123 130V128H122ZM128 130V129H127ZM126 130V131H127ZM136 130V129H135ZM149 130V129H148ZM164 130V129H163ZM3 131V130H2ZM50 131V130H49ZM89 131V130H88ZM147 131V130H146ZM12 132V129H11ZM17 132V131H14ZM35 132V131H34ZM38 133V131H36ZM81 132V131H80ZM123 132V131H121ZM125 132V131H124ZM123 132V134H124ZM130 132V131H129ZM134 131L132 130V133ZM140 132V131H139ZM142 132V131H141ZM145 132V131H144ZM237 132V131H236ZM238 132V133H239ZM30 133V132H29ZM32 133V132H31ZM30 133V134H31ZM51 133V132H50ZM56 133V132H54ZM58 133V132H57ZM76 133V132H75ZM89 133V132H88ZM91 133V132H90ZM126 133V132H125ZM143 133V132H142ZM12 134V133H11ZM19 134V132H18ZM42 134V132H41ZM84 134V133H82ZM110 134V139L115 140L116 138V134H118L117 132L114 134L111 130L109 132ZM162 134V133H161ZM240 134V133H239ZM238 134V135H239ZM17 135V133H16ZM45 135V134H43ZM47 135V134H46ZM54 135V134H53ZM78 135V134H77ZM131 135V134H130ZM130 135H129V139H130ZM167 135V134H165ZM236 135V134H235ZM21 136L22 139V135L19 134V138ZM33 136V135H32ZM74 136V135H73ZM76 136V135H75ZM79 136V135H78ZM92 136V135H91ZM118 136H120L118 134ZM124 136V135H123ZM126 136V135H125ZM136 136V134H135ZM143 136V135H142ZM145 136V135H144ZM148 136V135H147ZM164 136V133H163ZM17 137V136H16ZM29 137V136H28ZM26 137V139L28 138ZM34 137V136H33ZM84 138V137H83ZM133 138V137H132ZM140 138V136H139ZM148 138V137H147ZM242 138V139H243ZM11 139V138H10ZM13 139V138H12ZM15 139V138H14ZM18 139V138H17ZM25 139V142H26ZM29 139V138H28ZM27 139V140H28ZM42 138H40L41 140ZM78 139V138H77ZM124 139V138H123ZM160 139V138H158ZM20 140V139H19ZM24 140V139H23ZM39 140V138H38ZM128 139H126L127 141ZM137 140V137H136ZM142 140V138L140 139ZM3 141V140H2ZM30 140H28L29 142ZM32 141V140H31ZM36 141V140H35ZM79 141V140H78ZM118 141V139H117ZM10 142V141H9ZM15 142V141H14ZM37 142V141H36ZM40 144V141H38ZM37 142V143H38ZM42 142V141H41ZM70 142V141H69ZM81 142V141H80ZM125 142V141H124ZM129 142V140H128ZM157 142V139H156ZM24 143V142H23ZM72 143V142H71ZM78 143V142H77ZM5 144V143H4ZM8 144V143H7ZM27 144V142H26ZM118 144V143H117ZM123 144V143H122ZM127 144V142H126ZM238 144V143H237ZM3 145V143H2ZM1 145V146H2ZM38 145V144H36ZM66 145V144H65ZM72 145V144H71ZM70 145V146H71ZM75 145V144H74ZM73 145V146H74ZM6 146V145H5ZM18 146V145H17ZM23 146V145H22ZM64 146V144H63ZM67 146V145H66ZM83 147V145H80ZM111 146V145H110ZM124 146V145H122ZM127 146V145H125ZM129 146V145H128ZM135 146V145H134ZM133 146V147H134ZM151 146V147H150ZM155 146V144H154ZM27 146L24 147V149H26ZM75 147V146H74ZM78 147V145H77ZM88 147V146H87ZM113 147V146H112ZM119 147V146H118ZM121 147V146H120ZM131 147V145H130ZM4 148V145H3ZM2 148V149H3ZM15 148V147H14ZM32 148V147H31ZM71 148V147H70ZM81 148V147H80ZM85 148V145H84ZM238 148V147H237ZM6 149V148H5ZM68 149V148H67ZM91 149V148H90ZM115 149V147H114ZM117 149V147H116ZM119 149V148H118ZM117 149V150H118ZM139 149V148H138ZM141 149L143 150L144 148ZM8 150V149H6ZM5 150V151H6ZM10 150V148H9ZM60 150V149H59ZM70 150V149H69ZM68 150V151H69ZM75 150V149H74ZM77 150V149H76ZM86 150V149H85ZM149 150V149H148ZM244 150V152H245ZM4 151V152H5ZM14 151V149H13ZM16 151V149H15ZM18 151V150H17ZM58 151V150H57ZM72 151V150H71ZM114 151V150H113ZM116 151V150H115ZM240 151V150H239ZM3 152V154H4ZM11 152V151H10ZM19 152V151H18ZM21 152V151H20ZM48 152V151H47ZM54 152V151H53ZM66 152V151H65ZM64 152V153H65ZM70 152V151H69ZM77 152V151H76ZM92 152V151H91ZM117 152V151H116ZM121 152V151H119ZM118 152V154H119ZM150 152V153H151ZM242 152V151H240ZM2 154V151L0 152ZM8 153V152H7ZM59 153V152H58ZM58 153H54V156H59ZM61 153V152H60ZM63 153V154H64ZM83 153V152H82ZM101 153V152H100ZM130 153V152H129ZM133 153V152H132ZM145 153V152H144ZM0 154V155H1ZM53 154V153H52ZM91 154V153H90ZM95 154V153H94ZM113 154V153H112ZM128 154V153H127ZM135 154V153H134ZM137 154V153H136ZM148 154V151H147ZM146 154V155H147ZM158 154V155H157ZM240 154V153H239ZM242 154V153H241ZM240 154V155H241ZM5 155V154H4ZM8 155V154H7ZM17 155V154H16ZM20 155V154H19ZM51 155V153H50ZM76 155V154H75ZM103 155V154H102ZM129 155V154H128ZM150 155V154H149ZM236 155V154H235ZM15 156V154H14ZM38 156V155H37ZM40 156V155H39ZM42 156L44 157V155L42 154ZM41 156V157H42ZM77 156V155H76ZM82 156V155H81ZM97 156V155H96ZM127 156V155H126ZM19 157V156H17ZM70 157V156H69ZM95 157V155H94ZM119 157V156H116ZM122 157V156H121ZM124 157V156H123ZM139 157V156H137ZM151 157V156H150ZM1 158V157H0ZM13 158V157H12ZM26 158V157H25ZM24 158V159H25ZM46 158V157H45ZM87 158V157H86ZM92 158V157H91ZM98 158V157H97ZM125 158V157H124ZM142 158V157H141ZM147 158V157H146ZM155 158V159H156ZM4 159V158H3ZM16 159V158H15ZM37 159V157H36ZM62 159V158H61ZM70 159V158H69ZM89 159V158H88ZM102 159V158H101ZM104 159V158H103ZM123 159V158H122ZM2 160V158H1ZM40 160V159H39ZM46 160V159H45ZM56 160V159H55ZM68 160V159H67ZM66 160V161H67ZM137 160V159H136ZM134 160L133 157L128 156L126 157V159H124V164L127 165V168L129 169V173L132 176H135V172L137 170V165L136 162H138L140 159H138V161ZM142 160V159H141ZM152 160V159H151ZM245 160V159H244ZM32 161V160H31ZM34 161V160H33ZM53 161V160H52ZM73 161V160H72ZM105 162V159L103 160ZM154 161V160H153ZM23 162V161H22ZM30 162V161H29ZM45 162L43 159L38 162L33 168L36 169L37 168V174H38V168H40V166H42V163ZM55 162V161H54ZM57 162V161H56ZM76 162V161H75ZM84 162V161H83ZM101 162V161H100ZM32 163V162H31ZM34 163V162H33ZM32 163V164H33ZM65 163V162H64ZM78 163V162H77ZM154 164V162H152ZM27 164V163H26ZM25 164V165H26ZM29 164V163H28ZM27 164V165H28ZM48 164V162H47ZM95 164V163H94ZM146 164V163H145ZM148 164V163H147ZM20 165V164H19ZM24 165V168H25ZM72 165V164H70ZM144 165V164H143ZM149 165V164H148ZM241 165V163H240ZM3 166V165H2ZM5 166V165H4ZM10 166V165H9ZM95 166V165H94ZM109 166V165H108ZM1 167V166H0ZM16 167V166H14ZM21 167V166H20ZM45 167V166H44ZM43 167V168H44ZM99 167V164H98ZM103 167V166H102ZM106 167V166H105ZM142 167V166H141ZM174 167V169H173ZM23 168V167H22ZM21 168V169H22ZM29 168V167H27ZM72 168V167H70ZM92 168V167H91ZM140 168V167H139ZM5 169V168H4ZM26 169V168H25ZM31 169V166H30ZM46 169V167H45ZM76 169V168H75ZM82 169V168H81ZM84 169V168H83ZM105 169H109V168H105ZM104 169V170H105ZM116 169V168H115ZM118 169V168H117ZM44 170V169H43ZM70 170V169H69ZM87 170V169H86ZM94 170V169H93ZM142 170V169H141ZM149 170V169H147ZM174 170V171H173ZM238 170V169H237ZM7 171V170H6ZM25 171V170H23ZM116 171V170H115ZM150 171V174H151ZM16 172V171H15ZM36 172V171H35ZM45 172V170H44ZM61 172H63V174L67 175L69 174L68 171V164H64V165H58L55 164L53 166V170L52 172L46 176L45 180V184L47 185V183L50 181V178L53 175L56 174H60ZM104 173V171H102ZM109 172V171H108ZM128 172V171H127ZM249 172V171H248ZM8 173V171H7ZM18 173V171H17ZM29 173V171H28ZM27 173V174H28ZM31 173V172H30ZM41 173V172H40ZM43 173V171H42ZM48 173V172H47ZM72 173V171H71ZM70 173V174H71ZM100 173V172H99ZM113 173V172H112ZM121 173V172H120ZM147 173V172H146ZM181 174V176L184 177L177 180L176 179V174ZM239 173V172H238ZM4 174V173H3ZM16 174V173H15ZM73 174V173H72ZM90 174V173H89ZM97 174V173H96ZM110 174V173H109ZM114 174V173H113ZM128 174V173H127ZM249 174V173H248ZM7 175V174H6ZM18 175V174H17ZM16 175V176H17ZM31 175V174H30ZM36 175V173H35ZM42 175V174H41ZM44 175V174H43ZM46 175V174H45ZM75 175V173H74ZM77 175V174H76ZM87 175V174H86ZM98 175V174H97ZM108 175V174H107ZM251 175V176H252ZM27 176V175H26ZM29 176V175H28ZM58 176V175H57ZM103 176V175H102ZM113 175H111L112 177ZM115 176V175H114ZM240 176V174H239ZM252 176V177H253ZM22 177V176H21ZM34 177V176H33ZM38 177H40V174L38 175ZM45 177V176H44ZM70 177V176H69ZM110 177V176H109ZM190 177H193L192 180L188 179ZM233 177V178H232ZM29 178V177H28ZM65 178V177H63ZM75 178V177H74ZM95 178V177H93ZM120 178V177H119ZM232 178V179H231ZM242 178V177H241ZM2 179V178H1ZM14 179V178H13ZM19 179V177H18ZM22 179V178H21ZM24 179V178H23ZM26 179V178H25ZM24 179V180H25ZM32 179V178H31ZM53 179V178H52ZM56 179V178H55ZM58 179V178H57ZM60 179V178H59ZM67 179V178H65ZM70 179V178H69ZM84 179V178H82ZM110 179V178H107ZM133 179V178H132ZM250 179V178H249ZM20 180V179H19ZM43 180V181H44ZM62 180V179H61ZM102 180V179H101ZM115 180V177H114ZM114 180L111 184H114ZM124 180V179H123ZM2 181V180H1ZM0 181V182H1ZM15 181V180H14ZM27 181V180H26ZM54 181V180H53ZM58 181V180H57ZM64 181V179H63ZM71 180H69L70 183ZM74 181V180H73ZM77 181V180H76ZM108 180L105 181V184L107 183ZM111 181V180H110ZM125 181V180H124ZM133 181L135 182L136 180L133 179ZM132 181V182H133ZM246 181V180H245ZM24 182V181H23ZM32 182V181H31ZM80 182V181H79ZM86 182V181H85ZM144 182V181H143ZM142 182V183H143ZM183 182V183H184ZM5 183V182H4ZM9 183V182H8ZM28 183V182H27ZM38 183V181H37ZM44 183V182H43ZM56 183V182H55ZM54 183V184H55ZM68 183V181H67ZM91 183V182H90ZM100 183V182H99ZM97 183V185L99 184ZM139 183V182H138ZM251 183V182H250ZM254 183V182H253ZM13 184V183H12ZM22 184V183H21ZM26 184V183H25ZM33 184V183H32ZM51 184V183H50ZM78 184V183H76ZM96 184V183H95ZM101 184V183H100ZM108 184V183H107ZM106 184V185H107ZM110 184V187H111ZM122 184V183H120ZM118 184L117 180H116V185L113 186V190H104V188H100L97 187V194L99 195V197H102L101 202L103 203L102 205H105L106 208H109L110 210H112L113 213L111 214H100L98 216H94L93 217H89L86 216L85 221L83 222V224L81 223L80 227H77L75 229V236H79L81 235V233H83V231L89 230V231H96V230H92V229H100L102 227H106V229L108 230L107 233H102L99 232L100 234L97 236V242L90 247L84 246L82 249L80 247V250L82 251L80 253V256L78 258V264H92L93 262H97L99 264H160L162 262H166L169 261L173 258L176 257H180L183 260V263L181 264H198V262H200L201 260L205 259L207 264H229L235 257L237 254H235L236 252H234L235 248H232L233 246H235L234 244H232V247H230L231 245H225V243H220L217 241H213V240H207L205 243H199V237L196 235L195 230H197L199 227L197 226H184L181 225L182 222H180L177 219L176 216V212L172 213L169 212L168 210H166L167 208L165 207V202L163 201V192H161L160 190H157L155 188H153V186L151 184H149V182L147 184H149L147 187L143 188V187H129L127 185H120ZM256 184V182H255ZM3 185V184H2ZM42 185V184H41ZM53 185V183H52ZM79 185V184H78ZM146 185V184H145ZM154 185V184H153ZM180 185V184H179ZM251 185V184H250ZM5 186V185H4ZM14 186V185H13ZM12 186V187H13ZM60 186V185H59ZM64 186V185H63ZM68 186V185H67ZM77 186V185H76ZM83 186V185H82ZM178 186V185H177ZM8 187V186H7ZM11 187V188H12ZM41 187V186H39ZM43 187V186H42ZM46 187V186H45ZM55 187V185H54ZM57 187V186H56ZM62 187V185H61ZM65 187V186H64ZM90 187V186H89ZM109 187V188H110ZM260 187V186H259ZM3 188V186H2ZM10 188V189H11ZM18 188V187H17ZM77 188V187H75ZM81 188V187H80ZM95 188V187H94ZM108 188V187H107ZM177 189V187H175ZM9 189V188H8ZM14 189V188H12ZM29 189V188H28ZM44 189V188H43ZM53 189V188H52ZM175 189V190H176ZM16 190V189H15ZM14 190V191H15ZM18 190V189H17ZM23 190V189H22ZM66 190V189H65ZM82 190V189H81ZM80 190V191H81ZM92 190V189H91ZM94 190V189H93ZM167 190V189H166ZM172 190V189H171ZM259 190V189H258ZM6 191V190H5ZM24 191V190H23ZM27 192V190H25ZM51 191V189H50ZM54 191V190H53ZM78 191V190H77ZM76 191V192H77ZM84 191V190H83ZM86 191V190H85ZM211 191V190H210ZM29 192V191H28ZM39 193V192H37ZM59 193V192H58ZM64 193V192H63ZM83 193V192H81ZM95 193V192H93ZM91 193V194H93ZM3 194V193H2ZM6 194V193H5ZM22 194V193H19ZM17 194V195H19ZM28 194V193H27ZM49 194V192H48ZM88 194V193H87ZM219 194V193H218ZM9 195V194H6ZM16 195V194H15ZM33 195V194H32ZM38 195V194H37ZM43 195V194H42ZM53 195V194H52ZM55 195V193H54ZM53 195V196H54ZM67 195V193H66ZM65 195V196H66ZM81 195V194H80ZM89 195V194H88ZM263 195V194H262ZM3 196V195H2ZM20 196V195H19ZM28 196V195H27ZM30 196V195H29ZM51 196V194H50ZM64 196V194L62 195ZM87 196V195H86ZM217 196V195H216ZM6 197V196H4ZM11 197V196H10ZM23 197V196H22ZM32 197V196H31ZM43 197V196H42ZM58 197V195H57ZM78 197V196H77ZM215 197V196H214ZM213 197V198H214ZM20 198V197H19ZM34 198V197H33ZM82 198V197H81ZM91 198V197H90ZM165 198V197H164ZM209 198V197H208ZM18 199V198H17ZM16 199V200H17ZM87 199V198H86ZM166 199V198H165ZM223 199H220L218 197L214 198V201L216 204H222V202H224ZM263 199V198H262ZM13 200V199H12ZM49 200V199H48ZM52 200V199H51ZM82 200V199H81ZM90 200V199H89ZM95 200V199H94ZM223 200V201H222ZM11 201V200H10ZM21 201V200H20ZM24 201V200H23ZM35 201V200H34ZM93 201V200H92ZM239 201V202H238ZM263 201V200H262ZM19 202V200H18ZM27 202V201H26ZM47 202V201H46ZM76 202V199H75ZM25 203V202H24ZM35 203V202H34ZM38 203V202H37ZM58 203V202H57ZM56 203V205H57ZM99 203V202H98ZM1 208H2V213L7 215L8 217H18V213L14 214V211H12L11 209L7 208V203L6 201L2 200L1 203ZM16 204V203H15ZM28 204V203H27ZM30 204V203H29ZM29 204L27 206H29ZM48 204V203H46ZM60 204V203H59ZM58 204V205H59ZM66 204V203H65ZM206 204V203H205ZM224 204V203H223ZM240 204V203H239ZM251 204V203H250ZM32 205V204H30ZM71 205V203H70ZM77 205V204H76ZM75 205V206H76ZM82 205V204H81ZM88 205V203H87ZM86 205V206H87ZM101 205V206H102ZM252 205V204H251ZM39 206V205H38ZM45 206V204L43 205V207ZM97 206H100L97 204ZM100 206V207H101ZM222 206V205H221ZM226 206V203H225ZM224 206V207H225ZM9 207V206H8ZM11 207V205H10ZM19 207V206H18ZM41 207V206H40ZM48 207V206H46ZM54 207V206H53ZM77 207V206H76ZM93 207V206H92ZM91 207V208H92ZM223 207V206H222ZM4 208V209H3ZM22 208V207H20ZM52 208V206H51ZM49 208V210L51 209ZM72 208V207H71ZM98 208V207H96ZM37 209V208H36ZM47 209V208H46ZM54 209V208H53ZM68 209V208H67ZM77 209V208H75ZM79 209V208H78ZM89 209V208H88ZM87 209V210H88ZM94 209V208H93ZM226 209V208H225ZM248 209V208H247ZM251 209V208H250ZM39 210V209H38ZM41 210V209H40ZM224 210V209H222ZM249 210V209H248ZM259 210V209H258ZM0 211V212H1ZM26 211V210H25ZM33 211V210H32ZM42 211V210H41ZM39 211V212H41ZM58 211V209H57ZM31 212V211H29ZM43 212V211H42ZM78 212V211H77ZM75 212V213H77ZM80 212V211H79ZM82 212V210H81ZM107 212V211H105ZM104 212V213H105ZM259 212V211H258ZM44 213V212H43ZM42 213V214H43ZM50 212H47V214H49ZM55 213V211H54ZM57 213V212H56ZM95 213V212H94ZM99 213V212H97ZM96 213V214H97ZM250 213V212H249ZM46 214V213H45ZM79 214V213H78ZM91 214V212H90ZM254 214V213H253ZM253 214L251 215V218L253 216ZM257 214V213H255ZM259 214V213H258ZM2 215V214H1ZM34 215V214H33ZM53 215V214H52ZM56 215V214H54ZM53 215V216H54ZM69 215V214H68ZM88 215V214H85ZM24 216H26L25 214L20 215L19 217L21 218V220L23 218H25ZM35 216V215H34ZM90 216V215H89ZM119 216L122 220V224L123 225H133L136 226L137 224H139V222L144 219L147 216V223L145 226H136L135 229H133L132 231H127V232H122V230L120 228H118V226L115 224V217ZM262 216V215H260ZM30 217V216H29ZM60 217V216H59ZM187 217V216H186ZM250 217V216H249ZM257 217V216H256ZM7 218V217H6ZM32 218V217H31ZM41 218V217H40ZM43 218H44V214H43ZM46 218V216H45ZM57 218V217H56ZM71 218V216H70ZM118 218V217H117ZM263 218V217H262ZM261 218V220H262ZM1 219V218H0ZM37 218H35L36 220ZM42 219V218H41ZM54 219V218H53ZM63 219V218H61ZM60 219V220H61ZM260 219V218H258ZM25 220V219H24ZM38 220V219H37ZM48 220V219H47ZM44 220V221H47ZM64 220V219H63ZM68 220V219H67ZM83 220V219H82ZM264 220V219H263ZM3 221V219H2ZM5 221V220H4ZM3 221V222H4ZM33 221V220H32ZM50 221V220H49ZM52 221V220H51ZM62 221V220H61ZM66 221V220H65ZM204 221V220H203ZM255 221V220H254ZM19 222V221H17ZM21 222V221H20ZM29 222V221H27ZM53 222V221H52ZM186 222V221H184ZM188 222V221H187ZM191 222V221H190ZM188 222V223H190ZM199 222V221H198ZM38 223V222H37ZM36 223V224H37ZM55 223V220H54ZM253 223V222H252ZM262 223V222H261ZM10 224V223H9ZM19 224V223H18ZM26 224V223H25ZM48 224V221H47ZM53 224V223H52ZM77 224V223H76ZM79 224V223H78ZM186 224V223H185ZM21 225V224H20ZM31 225V224H28ZM45 225V224H44ZM140 225V224H139ZM252 226V224H250ZM260 225V224H259ZM262 225V224H261ZM264 225V224H263ZM15 226V224L13 225ZM23 227V225H21ZM36 227V225H34ZM46 227L48 225H45ZM58 226V225H57ZM17 227V225H16ZM32 227V226H31ZM40 227V226H39ZM38 226L35 229L39 228ZM45 227V228H46ZM50 227V226H49ZM126 227V226H125ZM258 227V225L256 226ZM44 228V230H45ZM16 230V228H14ZM20 229V228H19ZM18 229V230H19ZM25 229V227H24ZM24 229H23V233H24ZM29 229V227H28ZM27 229V230H28ZM40 229V228H39ZM43 229V228H42ZM47 229V228H46ZM59 229H61L59 227ZM64 229V227H63ZM215 229V228H214ZM258 229V228H254ZM26 230V229H25ZM49 230V228H48ZM57 230V229H56ZM72 230V229H71ZM69 230V231H71ZM74 230V229H73ZM104 230V229H103ZM50 231V230H49ZM198 231V230H197ZM216 231V230H215ZM259 231V230H258ZM257 231V232H258ZM41 232V231H40ZM56 232V231H55ZM64 232H66L64 230ZM97 232V231H96ZM104 232V231H103ZM106 232V231H105ZM218 232V231H217ZM34 233V232H33ZM32 233V234H33ZM59 233V232H58ZM70 233V232H69ZM86 233V232H84ZM90 233V232H89ZM28 234V233H27ZM43 234V232L41 233ZM48 234V232H47ZM52 234V233H51ZM55 234V233H54ZM91 234V233H90ZM94 234V233H93ZM98 234V233H97ZM156 235V239H158L160 241L161 247H160V255L159 256H154L153 254L149 253L148 250H150V248L152 247L151 245V241H149L150 236L151 235ZM23 235V234H22ZM30 235V234H29ZM39 235V234H38ZM58 235V234H57ZM65 236V234H63ZM68 235V234H67ZM70 235V234H69ZM74 235V233H73ZM87 235V234H84ZM96 235V233L94 234ZM200 235V233H199ZM4 236V235H3ZM33 236V235H31ZM35 236V235H34ZM51 236V235H50ZM62 236V235H61ZM63 236V237H64ZM92 236V234H91ZM90 236V237H91ZM24 237V236H23ZM44 237V236H43ZM68 237V236H67ZM93 237V236H92ZM152 237V236H151ZM207 237V236H206ZM262 237V236H261ZM7 238V237H6ZM28 238V237H27ZM33 238V237H32ZM42 238V235L40 237V239ZM50 238V237H48ZM60 238V237H59ZM69 238V237H68ZM87 238V237H86ZM96 238V236H95ZM211 238V237H210ZM260 238V237H259ZM2 239V238H0ZM5 239V238H3ZM12 239V238H11ZM31 239V238H30ZM45 239V238H44ZM47 239V238H46ZM45 239V240H46ZM65 239V238H64ZM73 239V238H72ZM75 239V237H74ZM81 239V238H80ZM85 239V238H84ZM89 239V238H88ZM155 239V240H156ZM36 240V239H35ZM39 240V239H38ZM57 240V239H56ZM60 240V239H59ZM62 240V238H61ZM83 240V239H82ZM233 240V239H232ZM40 241V240H39ZM7 242V241H6ZM46 242V241H45ZM63 242V240H62ZM89 242V240L87 241ZM3 243V242H2ZM8 243V242H7ZM13 243V241H12ZM14 243H16L14 241ZM42 243V241H41ZM51 243V242H50ZM64 243V242H63ZM76 242H74L75 244ZM82 243V241H81ZM79 243V244H81ZM199 243L200 246L197 247V244ZM229 243H233L232 241ZM57 244V243H56ZM66 244V242H65ZM91 244V243H90ZM93 244V243H92ZM159 244V243H158ZM6 245V244H5ZM11 245V244H10ZM52 245V243H51ZM60 245V244H59ZM58 245V249L61 250L59 248ZM87 245V244H86ZM3 246V245H2ZM49 246V244H48ZM54 246V245H53ZM61 246V245H60ZM78 246V245H77ZM16 247V246H15ZM73 247V246H72ZM197 249V253L199 254V258H203V259H198L197 263L193 262V259L191 260V258H189V254L191 253V251H195L193 250L194 248ZM251 247V246H250ZM11 248V247H9ZM50 248V247H49ZM53 248V247H52ZM56 248V247H55ZM70 248V247H69ZM237 248V247H236ZM239 248V247H238ZM247 248V252L249 254V256L257 263V264H264V250L263 251H259V250H254V246L253 248ZM54 249V248H53ZM52 249V250H53ZM63 249V248H62ZM65 249V248H64ZM68 249V248H66ZM75 249V248H74ZM105 249H110V256L106 257L104 255V250ZM256 249V247H255ZM9 250V249H8ZM77 250V249H76ZM206 250V251H204ZM245 250V249H244ZM68 251V250H67ZM71 251H73L71 249ZM79 251V250H78ZM208 251V252H207ZM239 251V249H238ZM53 252V251H52ZM60 252V251H59ZM65 252V251H64ZM80 252V251H79ZM154 252V251H153ZM159 252V249L158 251ZM2 254V252H0ZM63 253V252H62ZM22 254V252H21ZM66 254V253H65ZM63 254V255H65ZM77 254V253H76ZM136 254H138L136 256ZM196 254V253H195ZM4 255V254H3ZM7 255V254H6ZM71 255L73 254H66V258H70ZM79 255V254H77ZM89 255V257H87ZM16 256V255H15ZM21 256V255H20ZM62 256V255H61ZM9 257V256H8ZM35 257V256H34ZM41 257V256H40ZM60 257V256H59ZM78 257V256H76ZM195 257V256H194ZM4 258V257H3ZM10 258V257H9ZM65 258V259H66ZM39 259V258H38ZM14 260V259H13ZM3 261V260H2ZM5 261V260H4ZM9 261V260H8ZM7 261V262H8ZM26 261V260H25ZM24 261V263H25ZM36 261V260H35ZM41 261V259H40ZM44 261V260H43ZM63 261V260H62ZM73 263V260H71ZM180 261V260H179ZM11 262V261H10ZM8 262V263H10ZM16 262V261H15ZM20 262V260H19ZM18 262V263H19ZM30 262V261H29ZM68 263V261H66ZM181 262V261H180ZM204 262V261H203ZM2 264V262H0ZM17 263V262H16ZM42 263V262H41ZM45 263V262H43ZM179 263V262H178ZM202 263V262H201ZM12 264V263H11ZM27 264V263H26ZM39 264V263H38ZM95 264V263H94ZM200 264V263H199ZM205 264V262H204Z\"/></svg>",
    "mask_w": 264,
    "mask_h": 264
}]
</instances>
